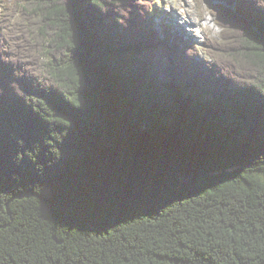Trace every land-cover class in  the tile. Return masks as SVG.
Returning a JSON list of instances; mask_svg holds the SVG:
<instances>
[{
    "label": "trees",
    "instance_id": "obj_1",
    "mask_svg": "<svg viewBox=\"0 0 264 264\" xmlns=\"http://www.w3.org/2000/svg\"><path fill=\"white\" fill-rule=\"evenodd\" d=\"M226 1L206 69L160 0L7 4L0 264H264V0Z\"/></svg>",
    "mask_w": 264,
    "mask_h": 264
},
{
    "label": "rangeland",
    "instance_id": "obj_2",
    "mask_svg": "<svg viewBox=\"0 0 264 264\" xmlns=\"http://www.w3.org/2000/svg\"><path fill=\"white\" fill-rule=\"evenodd\" d=\"M9 2L11 4V0H0V22L6 14H9L11 9V6L7 9ZM163 3L162 8H160L161 11L151 19L156 31L163 35L161 23L177 27L179 29L177 31L178 34L183 37L182 40L189 42V45L193 44L196 46L197 52L199 51V54L192 58L206 69L213 62L206 57V42L209 43V40H219L222 36V30L216 22L213 8L217 5H227L235 9L237 4L235 2L228 3L226 0H163ZM185 11L188 14H185ZM17 16V10L12 11V18L14 19ZM199 17L202 18L200 22L198 20ZM176 24L178 25L176 26ZM198 26H202L204 30H202V33L194 31V34L197 35L195 37L190 34L191 31L189 29L197 28ZM175 46L176 50H180L183 45L178 41L175 42Z\"/></svg>",
    "mask_w": 264,
    "mask_h": 264
},
{
    "label": "bare ground",
    "instance_id": "obj_3",
    "mask_svg": "<svg viewBox=\"0 0 264 264\" xmlns=\"http://www.w3.org/2000/svg\"><path fill=\"white\" fill-rule=\"evenodd\" d=\"M237 3V2H236ZM185 10H187V9H185ZM185 14H188V12L187 11H185ZM193 16V15H192ZM198 20H199V22H200V20H202V18L201 17H199L198 18ZM196 30H197V32H201L202 33V30H204V28L201 26H198L197 28H196ZM192 34H194L193 32H191ZM195 37H196V35H194Z\"/></svg>",
    "mask_w": 264,
    "mask_h": 264
}]
</instances>
